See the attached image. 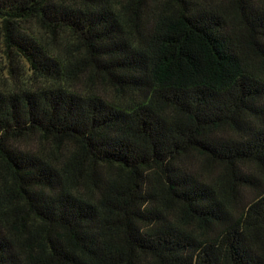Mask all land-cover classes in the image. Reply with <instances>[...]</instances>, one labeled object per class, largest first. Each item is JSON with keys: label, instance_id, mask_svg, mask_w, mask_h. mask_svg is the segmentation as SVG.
I'll use <instances>...</instances> for the list:
<instances>
[{"label": "trees", "instance_id": "obj_1", "mask_svg": "<svg viewBox=\"0 0 264 264\" xmlns=\"http://www.w3.org/2000/svg\"><path fill=\"white\" fill-rule=\"evenodd\" d=\"M0 264H264V0H0Z\"/></svg>", "mask_w": 264, "mask_h": 264}]
</instances>
